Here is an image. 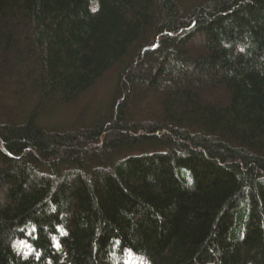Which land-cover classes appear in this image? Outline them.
Here are the masks:
<instances>
[{
	"label": "trees",
	"instance_id": "1",
	"mask_svg": "<svg viewBox=\"0 0 264 264\" xmlns=\"http://www.w3.org/2000/svg\"><path fill=\"white\" fill-rule=\"evenodd\" d=\"M0 264H264V0H0Z\"/></svg>",
	"mask_w": 264,
	"mask_h": 264
},
{
	"label": "rangeland",
	"instance_id": "2",
	"mask_svg": "<svg viewBox=\"0 0 264 264\" xmlns=\"http://www.w3.org/2000/svg\"><path fill=\"white\" fill-rule=\"evenodd\" d=\"M16 54H17V53H16L15 51H13V52L10 53V59H11V61H13V60L15 59ZM10 74L12 75V73H10ZM10 74H9V75H10ZM159 84H160V86H163L164 81H160ZM106 86H107V83H106V82H103V85L99 83V84L95 87V89H94L93 92H96L98 95H100L99 93H101V92L103 91V93L105 94L106 91H107ZM144 92H146V90H144ZM146 94L148 95L146 99H153V97H151V95L149 94V92H147ZM146 99H145V100H146Z\"/></svg>",
	"mask_w": 264,
	"mask_h": 264
}]
</instances>
